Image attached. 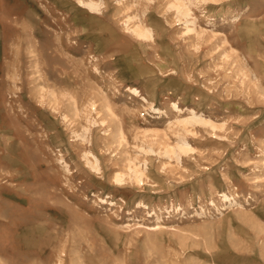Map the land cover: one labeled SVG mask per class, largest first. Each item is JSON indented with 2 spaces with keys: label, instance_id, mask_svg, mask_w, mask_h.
Masks as SVG:
<instances>
[{
  "label": "rangeland",
  "instance_id": "374dc122",
  "mask_svg": "<svg viewBox=\"0 0 264 264\" xmlns=\"http://www.w3.org/2000/svg\"><path fill=\"white\" fill-rule=\"evenodd\" d=\"M7 3L0 264H264V0Z\"/></svg>",
  "mask_w": 264,
  "mask_h": 264
},
{
  "label": "crops",
  "instance_id": "0c3cea01",
  "mask_svg": "<svg viewBox=\"0 0 264 264\" xmlns=\"http://www.w3.org/2000/svg\"><path fill=\"white\" fill-rule=\"evenodd\" d=\"M4 7L5 8V11L4 13H1V10H0V48L3 47V32L5 30V28L3 26H5V22L8 20L7 16H11V14H8V9L11 8L8 3H7V0H0V8L1 7ZM8 14V15H7Z\"/></svg>",
  "mask_w": 264,
  "mask_h": 264
}]
</instances>
